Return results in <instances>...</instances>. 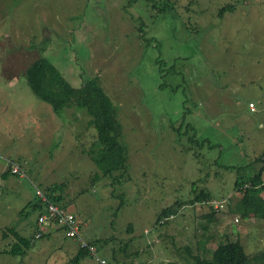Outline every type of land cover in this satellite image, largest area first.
I'll use <instances>...</instances> for the list:
<instances>
[{"label":"rangeland","instance_id":"rangeland-1","mask_svg":"<svg viewBox=\"0 0 264 264\" xmlns=\"http://www.w3.org/2000/svg\"><path fill=\"white\" fill-rule=\"evenodd\" d=\"M173 1L183 15H151L152 3L143 0L128 8L126 0H0V170L10 158L35 185L67 183L73 198L68 211L77 214L83 239L114 237L119 243L130 225L140 258L153 264H193L184 248L196 254L198 241L214 247L223 233L252 256L264 250V220L252 215L241 220L225 209L203 230L201 215L209 209L195 205L168 225L154 222L160 208L201 189L216 203L239 198L235 171L223 166L247 164L260 150L254 119L264 116L243 107L248 100L264 102V86L252 81L264 74V0ZM188 1H194L191 13ZM224 5L233 10L219 16ZM195 23L198 34L184 27ZM38 39L42 46L31 48ZM39 51L72 86L98 75L117 106L130 156L126 173L113 176L118 183L99 180L91 187L95 165L82 152L92 133H82L83 117L72 109L55 115L29 90L21 74ZM185 123L210 143L198 148L190 142ZM5 184L0 264H67L75 247L61 230L36 240L24 256L3 255L16 240L10 234L3 239L2 232L13 228L31 237V229L19 225L37 217L20 214L33 200L31 182L0 186Z\"/></svg>","mask_w":264,"mask_h":264},{"label":"trees","instance_id":"trees-1","mask_svg":"<svg viewBox=\"0 0 264 264\" xmlns=\"http://www.w3.org/2000/svg\"><path fill=\"white\" fill-rule=\"evenodd\" d=\"M137 1L138 0H126L125 7H131ZM143 1L152 3L150 6L152 12L149 10L147 11L149 14L151 13V15L160 13L175 15L177 12L183 15L185 13L184 10H180L181 6H178L176 1L173 0ZM193 4L194 1H188L187 4L184 5L187 13L192 12L191 9ZM232 7L233 5L222 6L218 10V15L222 16L225 12H232ZM140 21L139 28L140 31H143V21ZM184 27L194 34L200 32V27L196 23L193 26L189 25L188 27ZM30 37L35 38V35ZM40 41L38 39V42L32 44L31 48L37 45L42 46L43 41ZM22 75L32 94L39 101L49 105L55 115H60L63 110L72 109L74 113H80L81 117H83L82 119L80 118L84 129L82 133L86 130H90L92 133L90 142L85 144L82 152L83 156L85 155L95 165L96 171L91 175V178H89L91 187L99 180H109L110 183L106 184L107 186H112L116 182L118 183L119 180L114 179L113 176L115 173H118L119 176L126 173V170L129 168L130 156L127 154V148L122 139L123 131L117 113L118 108L106 95L99 76L93 74V76H90L79 86H72L61 74L59 69L45 58L40 51L39 56L27 64L21 76ZM249 103L254 105V110H250L248 106L246 107L250 112L260 111L258 113L264 114V107L259 109L254 102L250 101ZM182 124H184V122H182ZM175 125H177V127L179 126V124ZM175 125H173L172 128ZM187 127L192 132L190 133V142L195 143L198 148L201 147L203 142H209L207 139L199 137L195 133V130L193 131V128L185 123L186 130H189ZM78 137L79 134H76L75 138L77 139ZM213 146L214 145L209 144L208 147L211 148ZM6 161L9 174L15 175L19 179L28 180L27 173L21 165H18V163L12 160ZM14 166L17 167L19 172L23 173L24 176L21 177L12 173L11 170ZM223 167L235 171L233 188L239 198L234 203L221 200L218 203L222 205V208L215 209L211 203L216 201L211 198L208 192L203 189L199 190L197 193H194V191L191 198L184 201H176L168 206L160 208L156 214L154 222L155 227L168 225L175 219L176 215L180 213L181 209L186 208V206L193 207L195 205H207L209 209L205 214L201 215V219L203 220L201 228L203 230H206L209 225L216 224L218 222L217 213L225 209L229 214L237 216L241 220H247L250 215L256 220H264V197L262 196L264 193V138L262 147L249 163L234 166L226 165ZM248 169L249 171L247 172ZM120 181H122V179H120ZM65 184L67 183L35 185V183L31 182L34 194L33 200L26 203L24 208L20 211V214L27 218L30 212H37L35 221L30 224L34 227L33 234L31 237H23L19 234L18 230L6 228V230L2 232L1 237L4 239V237L6 238L7 235L10 234L16 242L12 243L8 250L2 251L3 253L13 257L24 256L26 251L36 240L47 236L39 231L37 220L41 214L46 213V207L49 204L55 206L58 211L71 214L78 222L76 214L74 215L68 211V207L73 202V198L67 193V185ZM36 190L42 192L45 198L44 201L36 195ZM26 209H29V211H26ZM237 221V218H235V222ZM56 229L57 231H63L66 238L75 241L77 244V252H75V255L67 264H79L85 259H90L98 264L89 253V246H93L97 257L104 259L108 264H153L144 258H140V251H138L134 245L136 239L133 236V229L130 225L126 227V238L118 243L117 238L114 237L83 239L80 234V223L78 222L80 239L86 244L84 247L78 245V240L66 235V226H57ZM144 233H146V231ZM36 234L40 236L35 238ZM178 249L180 248H176V251ZM184 249H186V254L193 264H264V250H260L255 252L252 256H248L239 239L233 240L224 233L221 238L218 239L214 247H209L207 240H201L197 242L196 254H192L189 247ZM105 250H109V252L106 254ZM143 253L145 254L147 252L145 251Z\"/></svg>","mask_w":264,"mask_h":264},{"label":"built area","instance_id":"built-area-1","mask_svg":"<svg viewBox=\"0 0 264 264\" xmlns=\"http://www.w3.org/2000/svg\"><path fill=\"white\" fill-rule=\"evenodd\" d=\"M248 108L250 110H254V105L252 103H248ZM12 173H15L19 176H24L23 173L19 172L17 167H12ZM36 195L42 200L44 201L45 198L42 195V192L39 190H36ZM213 205V207L215 209L217 208H222V205L216 202H212L211 203ZM218 204V205H215ZM38 226H39V231L41 232V228H43V226H48V225H55V226H66L67 230H66V235L70 238H73L75 240H78V245L80 247H84L86 244L83 240H81L80 235L78 233V222L73 218V216L71 214H68L64 211H58V209L49 204L46 207V213L41 214L38 217L37 220ZM40 235L36 234L35 238H38ZM89 253L94 257V260L98 263V264H108L104 259L97 257V255L95 254V248L93 246H89Z\"/></svg>","mask_w":264,"mask_h":264},{"label":"crops","instance_id":"crops-1","mask_svg":"<svg viewBox=\"0 0 264 264\" xmlns=\"http://www.w3.org/2000/svg\"><path fill=\"white\" fill-rule=\"evenodd\" d=\"M256 67L259 66V63L256 62L255 63ZM263 79H264V74H261L259 77L256 76L255 80H252V81H256V86L258 85H263L264 86V83H263ZM251 81V82H252ZM238 91V90H237ZM252 101L255 103L256 107L259 108V109H262L264 107V102L263 103H260V102H256L255 100H248L246 101V105L243 107V110L244 112H248L249 114H257L258 112H250L246 107H247V104ZM261 114V113H260ZM264 116V114H261ZM259 117V116H258ZM258 131L260 134L258 135L259 139L261 140L260 141V148L262 147L263 145V138H264V118H255L254 119V131ZM6 160H12L10 158H6L5 161H4V165L1 166V170H0V185L3 184V182H9L11 183V185L16 181V185L20 183L21 179H19L18 177H16L15 175H11L9 174L8 170H7V161ZM13 161V160H12ZM16 162V161H15ZM17 163V162H16ZM19 165V164H18ZM24 168V167H23ZM25 172L27 173V177H28V181L30 182H33L31 180H29V174H28V170L26 168H24ZM34 183V182H33ZM10 187V186H9ZM5 188H7L6 184L5 186H0V190H4ZM2 192V191H1ZM34 195V194H33ZM75 215V213H73ZM77 215V214H76ZM78 217V216H76ZM30 224L26 222L25 225H19V230L23 231L24 232L26 231V229H31V232L29 234H33V230H34V227H30L29 226ZM57 226L55 225H48V226H43V228H41V233H44L46 234L47 236L48 235H51L52 233L56 232L57 229H56ZM19 232V231H18ZM28 234V235H29ZM5 239V237H4ZM73 246L75 247V249L73 250L74 253L77 252V244L75 243V241L71 240ZM14 243V242H13ZM3 253V252H2ZM3 255H5V253H3Z\"/></svg>","mask_w":264,"mask_h":264}]
</instances>
